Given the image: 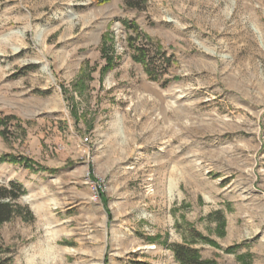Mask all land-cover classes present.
I'll return each instance as SVG.
<instances>
[{"label": "rangeland", "instance_id": "obj_1", "mask_svg": "<svg viewBox=\"0 0 264 264\" xmlns=\"http://www.w3.org/2000/svg\"><path fill=\"white\" fill-rule=\"evenodd\" d=\"M143 1L0 0L3 264H264V0Z\"/></svg>", "mask_w": 264, "mask_h": 264}, {"label": "trees", "instance_id": "obj_2", "mask_svg": "<svg viewBox=\"0 0 264 264\" xmlns=\"http://www.w3.org/2000/svg\"><path fill=\"white\" fill-rule=\"evenodd\" d=\"M98 3H106L109 0H97ZM126 7L131 9L142 8L143 0L139 2H134L133 0H122ZM123 25L132 29L134 33L137 34L138 28L132 23L126 21L122 22ZM137 38V37H136ZM135 38L132 36L128 37V45L132 50V59L134 62L141 64L148 79L151 81H157V76L155 75L154 69V59L150 56L149 48L147 44H135ZM165 85L164 83L162 84ZM2 160L9 162H18L23 168L29 167L31 161L27 158L19 157L15 158L10 155H4ZM26 194V189L24 186L18 182L11 181L7 184H0V225L10 221L14 216L20 215L21 209L17 205L16 201ZM27 215H31L27 212ZM197 237L196 234H194ZM199 237V236H198ZM170 250L172 252L173 258L176 264H210L200 258L198 249L194 248L190 244L185 243H173L170 245ZM0 264H3V260L0 256ZM146 264V263H137Z\"/></svg>", "mask_w": 264, "mask_h": 264}]
</instances>
